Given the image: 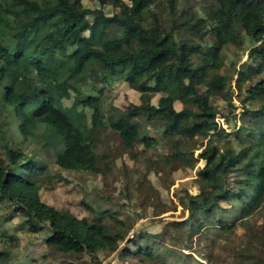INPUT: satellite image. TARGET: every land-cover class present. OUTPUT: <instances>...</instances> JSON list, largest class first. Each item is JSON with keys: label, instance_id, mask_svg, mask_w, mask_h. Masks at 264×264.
I'll use <instances>...</instances> for the list:
<instances>
[{"label": "trees", "instance_id": "16d2710c", "mask_svg": "<svg viewBox=\"0 0 264 264\" xmlns=\"http://www.w3.org/2000/svg\"><path fill=\"white\" fill-rule=\"evenodd\" d=\"M98 1L99 8H90L82 0H0V100L8 106L20 133L34 136L41 128L43 147L52 151L60 167L101 173L92 146L99 128L106 126L100 97L78 82L73 84L76 73L98 63L104 81L113 73L121 74L140 93V103L127 107L117 122L125 147H133L137 132L131 119L139 113L161 119L163 134L177 137L167 163L176 165L182 159L183 139L199 137L205 144L200 154L203 167L197 170L198 192H186L190 219L216 212L229 214L230 210L236 213V201L245 188L258 196L249 212H243L240 204L238 215L244 219L259 209L264 204V110L263 126L248 129L247 135L252 137L247 142L242 136L247 126L240 123L237 146L233 140L224 146V128L210 135L209 125L219 114L211 98L232 101L231 75L228 78L218 72L222 64L219 54L237 41L239 31L249 37L251 47L248 67L237 73L236 86L241 90L247 81L244 92L250 99H264V0H204L203 17L189 15L180 24L172 16V0H168V22L163 14L150 11L152 0ZM108 3L114 7L111 14L102 8ZM179 30L184 34L178 37ZM206 36L209 44L203 40ZM201 85L205 90H200ZM152 92L162 93L157 103L151 102ZM63 98H71V104L63 105ZM176 101L182 108H176ZM246 111L244 108L242 114ZM4 139L0 135L4 152L0 156V222L20 215L29 232L44 231L50 252L64 259L118 248L128 233L122 220L113 216L112 224L104 222L109 211L78 218L42 201L40 175L47 166ZM154 139L142 141L150 148ZM230 174L238 176L234 197L230 188H219L216 183V178L225 181ZM88 209L94 213L93 208ZM223 221L219 218L217 224ZM203 225L201 222L199 228ZM124 251L130 254L132 250ZM132 253L150 260L152 246H139ZM10 257V250H0V264H13Z\"/></svg>", "mask_w": 264, "mask_h": 264}, {"label": "rangeland", "instance_id": "374dc122", "mask_svg": "<svg viewBox=\"0 0 264 264\" xmlns=\"http://www.w3.org/2000/svg\"><path fill=\"white\" fill-rule=\"evenodd\" d=\"M82 1L87 7H100L98 0ZM172 3V16L177 24L189 15H204V0H172ZM102 8L106 14L114 12L111 3ZM149 9L157 15L163 14L168 22V0H152ZM120 15L127 20L123 12ZM183 34L179 30L177 36ZM203 40L205 44L211 42L208 36ZM250 45L249 37L239 31L237 41L226 45L219 54L222 64L218 72L228 78L231 75L232 101L228 103L219 97L211 98L210 103L219 108V114L209 125V133L211 135L224 128V146L229 145V140L237 146L235 135L240 123L247 126L242 131L244 142L252 137L247 135L248 129L255 131L263 126L260 120L264 99H250L244 92L249 86L247 81L242 84L241 90L236 86L237 73L248 67L246 58ZM110 76L104 81L102 68L96 63L76 73L73 80V84L78 82L100 97V111L106 126L99 128L92 146L101 173L60 167L52 151L43 147L44 140L40 135L43 130L37 129L34 136L22 135L17 122L12 121L8 106L1 100L0 135L4 136L7 144L47 166L44 174L40 175L42 187L39 194L42 201L57 209H67L78 218H92L96 212L109 211L111 215L106 214L104 222L112 224L113 216L122 220L128 230L126 238L114 252L83 253L64 259L50 252L44 242L47 235L44 231L29 232L28 224L22 223L21 216L15 214L11 220L0 222V250H10L13 264H264V204L244 219L238 215L240 204L243 212L251 210L258 193L245 188L236 201V213L230 210L229 214L216 212L211 217L197 215L190 219L186 210V192H198L197 170L203 167L200 154L205 144H201L199 137L185 138L180 147L184 151L182 159H178L176 165L167 163L177 137L163 134L161 119L139 113L131 119L137 132L133 147H125L116 129L117 122L127 107L140 103V93L132 89L121 74ZM199 88L203 91L206 87L201 85ZM99 90H103L102 95ZM161 94L152 92L151 102L157 103ZM71 102V98L62 99L65 106ZM175 106L179 109L183 104L176 101ZM244 108L247 111L242 114ZM178 123L183 128L187 127L182 121ZM143 138H155L150 148L145 147ZM206 140H202L203 143ZM214 140H218V136H214ZM3 154L0 142V156ZM237 177L230 174L225 181L216 178V183L219 188H230L234 197L239 188L235 183ZM222 206L229 209L225 202ZM88 207L93 208L94 213ZM4 210L1 209V212ZM219 218L224 219L221 225L217 224ZM178 221L180 224L176 223ZM201 222L204 225L199 228ZM230 224L236 227L232 229ZM146 245L152 246L150 260L133 256L132 252L139 246L144 248ZM124 250L132 251L127 254Z\"/></svg>", "mask_w": 264, "mask_h": 264}]
</instances>
